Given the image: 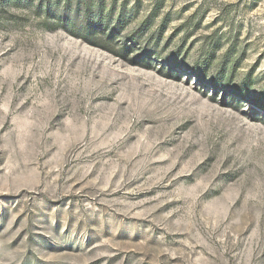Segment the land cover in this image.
Masks as SVG:
<instances>
[{"label": "rangeland", "instance_id": "1", "mask_svg": "<svg viewBox=\"0 0 264 264\" xmlns=\"http://www.w3.org/2000/svg\"><path fill=\"white\" fill-rule=\"evenodd\" d=\"M0 264H264V0H0Z\"/></svg>", "mask_w": 264, "mask_h": 264}, {"label": "trees", "instance_id": "2", "mask_svg": "<svg viewBox=\"0 0 264 264\" xmlns=\"http://www.w3.org/2000/svg\"><path fill=\"white\" fill-rule=\"evenodd\" d=\"M200 74H201V72H200ZM214 81H215L214 85H216L217 88H222V86L224 87L223 82H219L216 79H214ZM244 94H245L244 91H239L238 93H236V95H240V96H244Z\"/></svg>", "mask_w": 264, "mask_h": 264}]
</instances>
